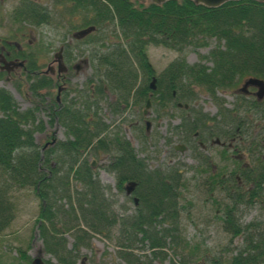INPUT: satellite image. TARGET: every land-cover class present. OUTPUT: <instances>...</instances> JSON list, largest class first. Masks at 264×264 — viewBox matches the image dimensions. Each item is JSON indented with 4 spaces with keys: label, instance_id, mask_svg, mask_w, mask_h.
<instances>
[{
    "label": "trees",
    "instance_id": "1",
    "mask_svg": "<svg viewBox=\"0 0 264 264\" xmlns=\"http://www.w3.org/2000/svg\"><path fill=\"white\" fill-rule=\"evenodd\" d=\"M16 1L8 18L11 27L63 25L64 31L74 33L92 27L84 43L93 75L86 79L75 103L64 99L61 106L45 107L44 99L38 100L51 94V81L44 76L41 82L33 76H26L24 84L23 80L13 82L23 98L29 99L25 93H30L32 106L25 110L0 87V233L14 218L13 193L31 189L39 200L35 227L43 253L49 256L46 264H76L80 248H90L94 235L113 240L115 255L125 264H154L168 253V264H176L173 255L180 258L177 264L198 258L208 264H264V153L257 144L251 149L252 163L243 172L241 185L214 193L213 180L205 179V171L197 169L201 178L187 182L184 172L177 171L182 163L171 164L163 172L149 169L136 156L132 143L119 131L110 130L100 114L104 88L116 95L107 100V106L121 113L131 101L137 108L144 104L152 77L156 101L170 100L174 91L177 101L191 103L204 93L222 118L243 117L249 109L260 113V106L254 104L237 103L228 110L217 94L230 92L245 77L264 79V3L238 0L206 8L189 0L160 5L134 0ZM210 40L214 44L206 54H198L194 63L185 60L187 48L206 47ZM149 45L177 53L156 77L146 52ZM117 101L123 105L119 107ZM162 107H155L158 116ZM38 114L46 117V123ZM208 115L200 112L197 117ZM56 123L64 130V138L54 139L45 148L44 142L37 144L34 133ZM236 127L244 138L243 126ZM103 154L108 155L103 168L113 175L115 191L138 199L136 206L129 199L130 213L114 210L116 199L96 176L91 163ZM129 183L132 187L127 193ZM189 186L210 201V220L228 237L217 254L201 250L180 228L182 213L190 217L192 203H181L182 190ZM240 207H256L258 214L242 223ZM234 240L239 243L232 244ZM136 244L145 245L149 255L134 253ZM15 251L14 264H30L27 248Z\"/></svg>",
    "mask_w": 264,
    "mask_h": 264
},
{
    "label": "flooded vegetation",
    "instance_id": "2",
    "mask_svg": "<svg viewBox=\"0 0 264 264\" xmlns=\"http://www.w3.org/2000/svg\"><path fill=\"white\" fill-rule=\"evenodd\" d=\"M16 3V0H0V29L7 31L6 35L0 33V80L10 85L11 88L9 86L8 88L20 97L21 95L13 87V82L23 80L21 83L24 84L26 76H33L41 82L44 76L51 81L52 86V89H50L51 94L38 98V100L44 99L43 104L45 107L61 106L64 99L75 103L80 92L84 89V83L88 77L82 79L81 83L77 85V90H73L74 84L71 81L74 75L79 73V65L86 67L89 63L88 47L84 43V37L91 31L82 36H74L73 31L67 30L63 32L64 34L56 43V47L51 49L49 44H44L37 36L32 35L31 28H35V26L27 28L22 23L21 25L24 26L11 27L8 18H10L12 8ZM49 49L51 51L47 52ZM5 62L10 64L5 65ZM156 74L158 73H155L154 69L153 75ZM246 78H242L235 86L236 88L234 87L230 91L232 102L230 106L225 108L232 110L237 103L254 104L260 106L261 112L257 113L253 109H249L243 117H237L233 112L232 116H235V119L222 118L214 103V114L208 115L207 118L197 117L202 111L197 105L196 98L191 103L177 101L175 99L177 95L174 91L170 93V100L156 101L155 98L158 94H153L156 87L153 89L149 87L150 91L147 93L144 104L141 105L142 108L140 107L141 109L135 107L134 102L131 101L128 103L129 106L124 115L118 113L116 109L113 111L110 106H107L108 101H106V98L111 100L115 97L116 99V95L107 92L106 88H104L106 93L104 101L108 116L112 117L120 114L118 120L122 123L126 121L133 128V136L139 144L140 150L148 151L150 149L145 156V162L151 161L161 154L160 167L149 169H157L163 172L169 168V163L175 160L176 152L180 155L186 153L189 156L187 159L194 162L195 165L189 166L184 163L181 168L191 170L193 174L190 175V178L192 180L199 176L197 169L205 171L207 175L205 179L208 176L212 178L213 185L211 187H213L214 193H217L218 188L232 189L234 186L241 185L240 178L252 163L253 156L250 152L256 144L260 152L264 153V94L258 97L256 87L253 85H248L242 89ZM25 94H29V99H24L31 107L30 93L26 92ZM43 94L44 91L41 90L40 95L43 96ZM221 94L223 106H226L227 93L222 92ZM146 101L149 103L147 108H145ZM117 105L121 107L123 104L117 101ZM158 105L163 106L159 116L155 110ZM102 120H104V117ZM165 120L167 131L165 128L163 135L159 136L156 128L159 121ZM112 123L110 121V124H108L109 128ZM235 124L243 126L241 133L244 138L238 135L239 129L234 128ZM113 128V130L119 131L118 126H113ZM166 133H168V136ZM248 134L250 136L246 139L245 137ZM54 139L52 132L47 133L43 140V148L50 146ZM158 139L161 142L157 147ZM108 155L111 156L112 152ZM108 155L103 154V158L106 160L103 162V167L107 164ZM91 164L94 166L95 163L92 162ZM181 168L179 167L177 171L183 173L184 170H181ZM204 187L208 188L207 185ZM123 195L126 199H131L133 205H137L138 199L136 197Z\"/></svg>",
    "mask_w": 264,
    "mask_h": 264
},
{
    "label": "rangeland",
    "instance_id": "3",
    "mask_svg": "<svg viewBox=\"0 0 264 264\" xmlns=\"http://www.w3.org/2000/svg\"><path fill=\"white\" fill-rule=\"evenodd\" d=\"M15 1V0H10ZM139 3V2H138ZM146 4V3H144ZM63 25L58 27H53L52 25H40L32 29V35L37 36L38 39L41 40L44 44H49L51 49L56 47V43L60 40V37L64 34L63 32ZM0 33L6 35L7 31L5 29H0ZM214 44L213 40H210L208 46L202 47L197 50H193L191 48H187L183 55L185 60L188 63H194L198 60V54H206L207 50L212 47ZM45 46V45H44ZM93 49L94 47L91 46ZM49 49L47 52L51 51ZM96 49V47H95ZM146 52L149 58V61L153 68L155 69V73H158L163 67L171 61L177 53L173 50H169L163 46H155L149 45L146 48ZM207 63V62H206ZM77 74L74 75L73 80L71 83L77 88V85L81 83L82 79L87 77H92L93 75V67L88 63L86 67H83L81 64L78 67ZM8 86L11 88L10 85L0 80V87L9 90ZM239 86V84H238ZM236 88V87H235ZM14 95V100L19 106L20 109H26L29 106V103L22 98L21 96L18 97L16 93L10 90ZM218 97L223 98L222 94L218 93ZM226 98V106H230L232 95L231 92H228ZM108 99L106 98V101ZM196 102L202 112L208 113L209 115L215 113V109L213 107V103L210 98L204 94L199 93L196 97ZM142 108V107H141ZM140 108V109H141ZM100 114L102 119L104 117V123L110 124L111 126L109 129L113 130V126H118L119 131L121 134L124 135L126 139H128L132 146L135 148V153L139 158L145 159V156L148 154L147 150H140L139 144L136 142L133 136V128L128 125L126 121L120 122L118 120V116L124 115L125 111H122L117 116H108L107 107L105 106V101L102 102L100 105ZM37 118L42 120L46 123V117L43 114H38ZM120 118V117H119ZM150 118V115H149ZM167 122L159 121L158 127L156 128L158 135H163V131L166 128L167 131ZM155 128V127H154ZM52 132L53 137L55 139H63L64 138V130L58 124H54L52 127L45 125L44 131L41 133H34L33 137L37 144H41L44 140V137L47 133ZM168 136V133H166ZM250 134L245 137L246 139L249 138ZM161 139V138H160ZM160 139H158L156 146L160 145ZM175 160H172V163L169 165L174 164L179 166V163L188 164L189 166H194V162H190L187 158V154L180 155L179 153H175ZM161 155V154H160ZM160 155L151 161L148 160L146 164L150 168H158L160 167ZM94 164V171L100 183L102 185H106L110 188V193L113 199H116L114 202L113 207L117 213H130L132 212V204L129 199H126L123 193H117L114 187V178L111 173H108L103 168V162L106 161L103 158V155L97 156L95 158ZM176 162V163H175ZM178 164V165H177ZM184 170V177L187 181L190 178V175L193 173L191 170ZM188 182V181H187ZM191 182V181H190ZM198 188H193V186H189L188 188L182 190V200L181 203L186 201H190L192 206L188 208L189 216L186 217L185 213L183 212L180 219V228L184 236L189 241H195L199 243L200 249H208L210 254H217L218 249H222L223 245H227L228 237L225 233H223L217 226V224L210 220L212 216V207L209 205L210 201L207 199H203V194L198 193ZM13 203L15 206V214L13 220L9 223V225L0 233V264H14L15 257H16V248L22 247L27 248V254L30 258H33L40 254L43 259L49 258L48 255L43 253L41 240L37 236L36 232V225H35V218L38 213L39 209V200L34 196L31 189H23L18 192L13 193ZM214 210V209H213ZM239 214L241 216L240 221L245 223L254 219L258 214V208H239ZM232 244H238V240L232 241ZM91 247L90 248H80L78 253V258L76 264H125L122 260H120L115 255V242L111 239L101 237L99 235H94L90 241ZM71 238L67 236V246L70 247ZM231 245V244H230ZM229 245V247H230ZM27 246V247H26ZM137 249H135L134 253H144V255L148 256L149 251L146 249L145 245L140 247V244H136ZM202 251H200L199 256H201ZM170 253H168L167 257L163 261L155 260L154 264H168V259L170 258ZM173 259L175 260L176 264L177 261H180L179 256H174ZM53 261V260H52ZM188 264H208L205 262L204 259L198 258L194 261V259Z\"/></svg>",
    "mask_w": 264,
    "mask_h": 264
},
{
    "label": "water",
    "instance_id": "4",
    "mask_svg": "<svg viewBox=\"0 0 264 264\" xmlns=\"http://www.w3.org/2000/svg\"><path fill=\"white\" fill-rule=\"evenodd\" d=\"M134 1H137L141 4L149 2V3L155 4V5H160V4H162L168 0H134ZM189 1H191L195 5H201V6L206 7V8H216L225 2L238 1V0H189ZM252 1L264 3V0H252ZM91 30H93L92 27L83 29L81 31H78L76 34H74V36H82ZM6 64H10V63L5 62V65ZM154 83H155V78L152 77L150 82H149V87L151 89H153L155 87ZM248 85H253L254 87H256V95L258 97H261L264 94V80L259 79V78H255V77H249L243 82L242 89H244ZM148 104H149L148 101H146L145 108L148 107ZM131 187H132L131 183H129L125 187L127 193L130 191ZM30 264H46V263H45L44 259L40 256V254H38L37 256L31 258Z\"/></svg>",
    "mask_w": 264,
    "mask_h": 264
}]
</instances>
